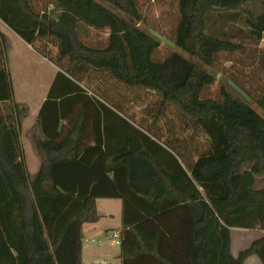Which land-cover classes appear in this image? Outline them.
<instances>
[{
	"label": "trees",
	"instance_id": "trees-1",
	"mask_svg": "<svg viewBox=\"0 0 264 264\" xmlns=\"http://www.w3.org/2000/svg\"><path fill=\"white\" fill-rule=\"evenodd\" d=\"M100 1L0 0V22L56 68L29 175L0 31V264H83L98 200L121 202V264H264V117L242 98L264 113V0H177L189 58L163 60L137 0ZM233 228L262 235L234 257Z\"/></svg>",
	"mask_w": 264,
	"mask_h": 264
},
{
	"label": "rangeland",
	"instance_id": "rangeland-1",
	"mask_svg": "<svg viewBox=\"0 0 264 264\" xmlns=\"http://www.w3.org/2000/svg\"><path fill=\"white\" fill-rule=\"evenodd\" d=\"M41 1V0H40ZM101 2L100 0H97ZM140 11L142 13L144 24L142 28L147 29L153 36L157 37L161 45L155 53L157 60H163L173 52H178L189 58L187 54L176 48L173 42L172 32L177 24V0H137ZM40 6L44 5L40 4ZM0 29L6 32L7 40L10 46V53L7 57V69L10 77V84L12 90L13 101L10 104H5V112H8L9 107L21 104L20 110L24 116V121L21 126V144L24 153L28 152L31 161L36 158L29 140L28 132L32 129L35 123V116L38 107L45 99L49 86L55 77L56 68L46 59L37 55L31 50L14 33L9 32L0 24ZM107 37V33H93L92 37L87 41L91 44H98L103 42ZM262 49L264 43L261 44ZM12 50V52H11ZM220 75L217 76V81L211 89V95L214 96L218 92V81L220 82ZM264 84V80L255 79L252 81V88L257 85ZM234 89L236 87L231 84ZM251 88V89H252ZM255 89H252L254 92ZM245 98L251 106L264 117V113L252 102L250 97ZM264 185V177L259 178V186ZM98 213L102 216L100 222L96 225L98 232L101 234L103 244H93L90 242V232H85V239L83 242L82 259L83 264H97L104 260L108 264H121L119 255V248L110 246L105 230L116 228L120 226L121 222V202L118 200H98ZM88 228V227H87ZM86 228V229H87ZM89 229V228H88ZM262 235L259 230H243L231 229V253L237 257L241 251L250 247L253 241ZM98 238H95L97 240ZM87 240V241H85ZM244 264H261L256 256L249 257Z\"/></svg>",
	"mask_w": 264,
	"mask_h": 264
},
{
	"label": "crops",
	"instance_id": "crops-1",
	"mask_svg": "<svg viewBox=\"0 0 264 264\" xmlns=\"http://www.w3.org/2000/svg\"><path fill=\"white\" fill-rule=\"evenodd\" d=\"M0 24H2L1 22H0ZM3 25V24H2ZM4 26V25H3ZM4 28H6V30H8L9 32H11L7 27H5L4 26ZM0 31L7 37V35H6V32L3 30V29H0ZM13 33V32H12ZM262 43H264V41H262L261 42V44ZM261 44H260V48H262L261 47ZM28 46V45H27ZM31 50H33L30 46H28ZM11 52H12V50H11ZM36 53V52H35ZM37 54V53H36ZM38 55V54H37ZM47 95V94H46ZM46 98V97H45ZM45 100V99H44ZM43 100V101H44ZM43 101H42V103H43ZM19 103V102H18ZM17 103V104H18ZM41 103V104H42ZM41 104H40V106H41ZM21 105V104H20ZM39 106V107H40ZM39 107H38V109H39ZM38 111V110H37ZM36 116H37V113H36ZM36 116H35V122H36ZM23 121H24V118H23V120H22V124H23ZM22 124H21V126H22ZM34 125H35V123H34ZM34 127V126H33ZM33 127H32V129H33ZM32 129L28 132V134H27V136H28V140H29V135L31 134V131H32ZM21 133H22V131H21V129H20V135H21ZM29 142H30V140H29ZM36 155V154H35ZM36 158H37V156H36ZM38 159V158H37ZM24 161H25V164H26V168H27V171H28V173H29V175H33L36 171H37V169H38V166H39V163H37V161L34 159V161L32 162L31 161V157H29L28 156V152L27 153H24ZM102 219V218H101ZM98 224V223H97ZM97 224H95V225H85L84 226V229H83V231H84V236H85V232H90L89 233V236L91 237L90 238V242H91V240H95V238H98V239H101V234L98 232V229H97ZM89 229H88V228ZM87 228V229H86ZM112 230H119V231H121V222H120V226H118V227H116V228H110V229H107V230H105V232H106V236H107V234L110 232V231H112ZM103 240V239H102ZM85 241H87V240H85ZM84 242V241H83ZM83 252V251H82ZM119 254H120V250H119ZM83 255V254H82ZM119 256V255H118Z\"/></svg>",
	"mask_w": 264,
	"mask_h": 264
},
{
	"label": "built area",
	"instance_id": "built-area-1",
	"mask_svg": "<svg viewBox=\"0 0 264 264\" xmlns=\"http://www.w3.org/2000/svg\"><path fill=\"white\" fill-rule=\"evenodd\" d=\"M108 242L110 246L112 247H118L120 249L121 247V231L119 230H112L107 234ZM91 243L93 244H103L104 240L102 239H97V240H91ZM97 264H108L104 260L98 262Z\"/></svg>",
	"mask_w": 264,
	"mask_h": 264
}]
</instances>
